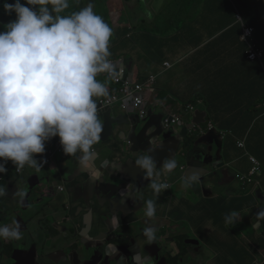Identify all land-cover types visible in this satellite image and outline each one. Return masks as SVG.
<instances>
[{"label": "crops", "instance_id": "obj_1", "mask_svg": "<svg viewBox=\"0 0 264 264\" xmlns=\"http://www.w3.org/2000/svg\"><path fill=\"white\" fill-rule=\"evenodd\" d=\"M2 2L5 0H0V4ZM74 2L76 7L72 12L92 3L94 12L112 28L113 36L109 42L111 55L108 59L115 69H121L124 62L127 77L135 81H146L152 75H159L156 92L147 97L149 106L159 115L166 114L164 122L172 115L179 119L183 113L186 114L189 124L180 126L178 122V135L190 134L188 129L194 117L192 111L185 113V110H181L180 113L183 107L178 102L181 100L185 105H195L197 101H202L197 110L206 113V121L210 120L221 133L222 154L233 168L232 178L242 177L250 171V163L245 155L247 152L262 164L260 184H254L247 193L233 187L231 192L204 199L197 197L192 188L186 191L188 196L179 198L171 194L172 198L178 199H171L175 202L170 205L161 203L162 222H168L170 229L174 230L173 234L170 232L168 235L169 248L176 249L170 256V263L264 264V220L257 228L252 223L255 218L249 216L250 208L257 213L264 209V70L249 58L252 45L264 48V40L260 41L264 38V25L259 23L264 15V0ZM122 11L133 21L121 24ZM234 13H239L244 22L246 20L247 28L255 30L253 37H248L246 42L242 29L244 24L236 16V21H233ZM171 20L173 25L165 33ZM260 27L263 35L258 34L256 39L255 28ZM159 28L163 33L156 32ZM168 62L173 66L171 72L161 74L164 64ZM99 75L97 80L108 89L113 84L111 78L107 73ZM154 104H157L156 107ZM108 110H113L114 116L126 119L128 112L138 109L130 102L128 110L116 106L104 110L100 118ZM247 136L246 143L244 138ZM55 139L59 140L58 137ZM243 141L246 150L237 147V143ZM51 143V140L47 142L42 156H36L38 161L41 157L51 156ZM214 152L217 154L218 149L214 148ZM65 157L64 153L57 154L52 164L44 165L39 171L28 169L25 165L23 174L12 173L7 178L6 173H0V189L6 192V195L0 196V225L19 223L22 234L18 240L0 239V264H72L64 258V253L69 252L68 248L77 238L80 246L79 234H89L91 238L98 237L99 240L117 234L123 238L121 242L127 244L131 230L126 232L121 219H100L95 209L96 203L85 199L86 196L92 197V191L74 198V188L71 192L61 191L60 188L64 187L61 175L65 178L69 176L65 171L72 163V159ZM95 158L93 156L86 167L94 173ZM100 158L104 161L105 153H100ZM13 166L9 161L7 171L8 167ZM179 179L178 176L165 179L164 182L170 184L171 188L162 191L153 200H165L166 193ZM225 181L233 180L226 178ZM149 198L143 193L138 200L146 202ZM63 207L67 210L65 215L60 212ZM129 207H133L132 202ZM129 210L123 209L122 212L128 213L132 209ZM214 210L217 212L213 213ZM233 211L239 212L241 217L236 224L245 222L251 228L239 244L225 235L229 226L236 224H227L222 230L218 229V224L225 222V216ZM139 217L141 219L142 214ZM141 225L140 222L138 233ZM256 225L259 227V223L256 222ZM187 227L194 239H198L204 247L202 254L192 253L184 244L187 238L180 239L187 233H182L181 228L188 231ZM178 239L183 243L177 244ZM183 250L186 251L184 256ZM259 251L258 255H250ZM253 256L256 261H250Z\"/></svg>", "mask_w": 264, "mask_h": 264}, {"label": "clouds", "instance_id": "obj_2", "mask_svg": "<svg viewBox=\"0 0 264 264\" xmlns=\"http://www.w3.org/2000/svg\"><path fill=\"white\" fill-rule=\"evenodd\" d=\"M2 7L0 17L7 19L8 23L3 26L0 24V173L9 176L12 173L23 174L25 165L28 169L39 171L47 161H38L35 157L45 153V145L50 140V147L60 142L66 156L83 153L80 162L87 167L93 155V145L100 141L103 131L96 100L100 103L109 98L117 88L116 77L128 78L124 62L121 69H115L108 59L111 55L109 42L113 36L112 28L94 12L92 3L70 15H61L69 8V0H14L12 3L5 0ZM235 16L247 27L239 13ZM247 38H244L245 42ZM171 70H167L165 63L161 74H168ZM101 73H107L113 82L108 89L97 80ZM152 76L156 82L151 94L157 90L159 75ZM149 105L147 98L145 107L150 109ZM194 111L197 110L194 108ZM175 118L177 116L172 115L168 120ZM177 126L169 125L168 128ZM248 138H244L246 143ZM245 141L238 142L237 147L246 150ZM240 144L244 147H239ZM245 155L251 169L240 180L252 178L258 186L262 164L248 152ZM9 161L14 166L8 167L7 171L6 164ZM135 165L143 172L144 178L150 181L149 187L156 194L152 196L150 192L144 193L150 197L145 202V215L154 217L153 227L144 228V225L143 232L137 233L142 243L146 240L152 243L163 229L155 225L161 220V210L156 212V207L162 200L157 202L153 197L168 191L171 185L165 180L158 181L160 171L150 154L137 159ZM177 166L176 159L170 157L163 161L161 168L171 173ZM254 169H257L256 174L250 176ZM178 177L180 179L173 185L181 196L200 178L197 173L185 177V180ZM171 194L169 191L165 196L168 205L178 199L172 198ZM4 195L5 190L0 189V196ZM240 219L235 211L225 216L226 224H234ZM262 220L264 209L256 214L257 223ZM20 228L21 225L16 222L0 225V239H20ZM185 232L187 230L182 233Z\"/></svg>", "mask_w": 264, "mask_h": 264}, {"label": "water", "instance_id": "obj_3", "mask_svg": "<svg viewBox=\"0 0 264 264\" xmlns=\"http://www.w3.org/2000/svg\"><path fill=\"white\" fill-rule=\"evenodd\" d=\"M165 115H159L154 108H150L146 118H142L138 110H132L123 119L114 116L113 110H108L101 121V139L92 148L93 156L96 157L93 160V169L98 176H93L91 173L95 174L94 172L82 166L80 161L83 153L77 152L65 157L72 159L70 168L66 167L65 172L73 177L75 196L86 195L92 191V197L86 196L85 199L96 203L95 209L100 219H121L126 227L133 228L138 222L134 217L142 214L141 227L145 225V220L148 219L145 215L146 206L145 202H139L138 197L148 192L152 196L156 194L149 187L150 181L144 178L135 161L146 154H150L156 161L160 171L157 178L159 182L174 175L185 180V177L197 173L199 180L193 182L189 188L195 190L197 197L203 195L212 199L217 194L216 190L222 186L220 178L223 181L226 178L234 180L233 168L231 164H227L222 154V135L217 129L201 131L191 144L187 133L178 135L176 127L165 128ZM206 117V113L197 110L192 125H204ZM192 129H188L190 134ZM214 148L218 149L217 154ZM100 153H105L104 161L100 158ZM170 157L176 159L178 166L171 173H167L161 166ZM131 202L132 208L129 207ZM123 209L132 210L127 213L122 212ZM173 231L167 227L161 229L156 239L152 243L146 240L144 246L134 245V240L130 245H125L121 242L123 238L116 235L99 240L98 237L91 238L89 234H79L80 246L77 238L68 248L69 252L64 253V258L72 264H171L169 257L176 249L169 248L168 235L170 232L173 234ZM181 231H186V228H181ZM186 246L190 247L192 253L202 254L204 251L198 239L187 240Z\"/></svg>", "mask_w": 264, "mask_h": 264}, {"label": "built area", "instance_id": "obj_4", "mask_svg": "<svg viewBox=\"0 0 264 264\" xmlns=\"http://www.w3.org/2000/svg\"><path fill=\"white\" fill-rule=\"evenodd\" d=\"M245 37H253L255 34L254 29H249L244 27ZM249 58L252 62H260L264 63V48L260 45L251 46V50L249 52ZM167 70L173 68L170 62L166 63ZM156 78L151 77L147 81L141 83L137 82L134 79L130 78H122L121 76L116 77L115 83L117 84V88L111 92V95L106 100L99 103V100H96L98 105V117L100 118L102 112L107 108H111L114 106H120L124 110H128L129 103H134L135 107L140 110V115L142 118H146L149 114V107H145L147 95L150 92H154ZM146 97V98H145ZM191 110L194 108L191 106ZM180 120L178 118L167 120L165 122V128H168L169 125L176 126ZM239 147L243 148L244 145L240 144ZM51 156L50 157H41V160L44 159L47 161L45 165H50L56 160L57 154L63 153L60 142L53 143L50 148ZM38 160V157H35ZM58 159V158H57ZM19 172V170H18ZM257 172V169H254L250 176H254ZM242 181H245L247 184L254 180L252 178H243ZM62 192H64V188H60Z\"/></svg>", "mask_w": 264, "mask_h": 264}, {"label": "trees", "instance_id": "obj_5", "mask_svg": "<svg viewBox=\"0 0 264 264\" xmlns=\"http://www.w3.org/2000/svg\"><path fill=\"white\" fill-rule=\"evenodd\" d=\"M235 15H236V13H234V15H233V16H234V20H233L234 22L236 21ZM170 22H171V21H170ZM245 22H246V20H245ZM246 23H247V22H246ZM259 23H261V26L264 25V15L260 17V19H259ZM171 27H172V25L169 24L168 27L166 28L165 33L169 32ZM255 29H256V39H257L258 34L261 33V34L263 35V33H262V30H261V27H260V29H258V28H255ZM156 32L163 33L161 28H159ZM263 40H264V38L261 39L260 41H263ZM260 65H261V64H260ZM261 66H262V68H263V70H264V64H262ZM200 103H202V101H200V102L197 101V102H196L195 107H194L196 110L198 109V106L200 105ZM191 106H192V104H186L185 106H183L182 109L179 110V112L181 113V110H185V113H189V112L192 111V114H193V116L195 117V116H196V112H195L194 110H191V109H190ZM194 117H193V119H194ZM181 118H182V115H181ZM181 118H180V116H179L180 126H182V125L184 124L183 122H182V124H181ZM191 119H192V118H191ZM182 120H183V118H182ZM190 122H191V121H190ZM192 122H193V121H192ZM206 123H207V124H206ZM206 123H205L204 125H201V126H194V125H191V127L193 128V129L191 130V134H189L191 144L196 140L197 136L200 135L201 131L207 132V131H209V130H211V129H216V128L213 126V124L211 123L210 120H207ZM212 127H213V128H212ZM250 185H251V188L254 187V183H253V181L250 183ZM193 190H194V189H193ZM194 191H195V190H194ZM182 194L185 195V196H188V193H187L186 191L182 192ZM195 194H196V193H195ZM201 197H203L204 199H209V198H205L203 195H201L199 198H201ZM162 203H166V201H165V200H162ZM249 210H250V212H249V216H250V218H253V219L255 218V219H256L257 211H256L255 209H253V208H250ZM158 211H160V210H159L158 207H156V212H158ZM228 211H230V210L228 209ZM212 212L215 213V212H217V210H214V211H212ZM238 213H239V212H238ZM234 224H236V223H234ZM226 225H227L226 222L219 223V224H218V229L222 230L223 227L226 226ZM204 229H205V228H204ZM228 229H229V231H227V232L225 233V235H226L227 237H230V238H232V239H235V240L237 241L238 244L240 243L241 240L244 239V237H246V235L248 234L249 230H251V228H250V227L248 226V224L245 223V222H242L241 224L230 225ZM187 232H188V231H187ZM203 232H204V231H203ZM130 234H131V237H132L133 234H132L131 231H130ZM122 236H123V234H122ZM205 236H207V231H206ZM180 239H182V238H180ZM180 239H178L177 244L180 242ZM184 240H187V239H184ZM184 240H183V241H184ZM180 243H183V242H180ZM188 247H189V246H188ZM189 248H190V247H189ZM253 253H254L255 255H258V254H260V251H259V252H252V253H250V255H254ZM182 255H183V256L186 255V251H185V250H183ZM254 257H255V256H253L252 259H251L250 261H256V259H255Z\"/></svg>", "mask_w": 264, "mask_h": 264}, {"label": "rangeland", "instance_id": "obj_6", "mask_svg": "<svg viewBox=\"0 0 264 264\" xmlns=\"http://www.w3.org/2000/svg\"><path fill=\"white\" fill-rule=\"evenodd\" d=\"M5 2H2L1 4H0V8H3L2 6H3V4H4ZM75 2H74V0H69V8L68 9H66L65 10V12L64 13H62L61 15H70L71 13H72V11H73V9H74V7H76L75 6V4H74ZM233 3V2H232ZM231 5V4H230ZM219 6H220V4H219ZM121 17H122V19H121V24H128L130 21H133V20H130V19H128V17H127V15L125 14V12L124 11H122L121 12ZM8 22H7V19H5V18H1L0 17V24H2V26L3 25H6ZM171 25H173V21L171 20ZM100 75H98L97 76V78L99 77ZM178 105L179 106H181V107H183L184 105H185V102H183V101H179L178 102ZM182 118H183V123L185 124V125H188L189 123H188V118H187V116H186V114H182ZM62 158V157H61ZM241 179V177L240 176H237V177H235L234 178V180L233 181H231V182H227V181H223L224 179L223 178H220V180L222 181V186L219 188V189H217L216 190V193L217 194H220V193H226V192H231V190L233 189V187H238V188H240L241 189V192L242 193H247V192H249V190H251V185H249V184H247L245 181H242V180H240ZM76 181H78V180H76ZM220 181V182H221ZM171 193L172 194H174V195H177L179 198H181V195H179L178 193H177V190H176V187L172 184V189H171ZM75 197V194H73V198ZM256 219H254V221L252 222L253 223V225L255 226V227H257V228H260V225H261V221L259 222V227L256 225ZM153 224H154V217H152V218H149L148 217V219L147 220H145V225H146V227H153ZM187 229H188V227H187ZM136 231V230H135ZM250 231V230H249ZM137 232V231H136ZM136 235H137V233H136ZM116 236H117V234H116ZM145 238V237H144ZM181 238H187V240H196V239H194V235L189 231V229H188V232L183 236V237H181ZM145 240H146V238H145ZM177 243V242H176ZM184 244H186V242L184 241ZM204 245V244H203ZM170 258V257H169ZM169 261H171V259H169Z\"/></svg>", "mask_w": 264, "mask_h": 264}, {"label": "flooded vegetation", "instance_id": "obj_7", "mask_svg": "<svg viewBox=\"0 0 264 264\" xmlns=\"http://www.w3.org/2000/svg\"><path fill=\"white\" fill-rule=\"evenodd\" d=\"M61 178H62V182H63V185H64V190H65V192L67 191H71L72 190V188H74L75 187V184H74V182H73V177H72V175H69L68 177H66L65 178V176H62L61 175ZM161 203H162V201H161ZM159 204L157 207L159 208V210H161L162 209V204ZM62 214H66L67 213V210H66V208L65 207H63L62 209H61V211H60ZM134 219L136 220V221H138L135 225H134V227L133 228H129V227H126L125 226V230H126V232L128 231V230H131V232H132V234H133V236L132 237H130L129 238V240H128V242H127V244H125V245H130L131 243H132V241L134 240V245H138V246H144L145 244L144 243H142V239L140 238V237H138V235H136V231H137V229L139 228V226H140V217H134ZM157 227H159V226H161V228H165V227H167V228H170L169 226H168V222H165L164 224H163V222H162V219L160 220V221H158V222H156V224H155ZM143 227V226H142ZM141 227V231L143 232V228ZM136 230V231H135ZM130 236H131V234H130ZM129 237V236H128ZM12 254V253H11Z\"/></svg>", "mask_w": 264, "mask_h": 264}]
</instances>
